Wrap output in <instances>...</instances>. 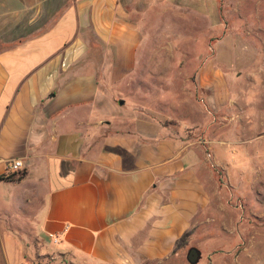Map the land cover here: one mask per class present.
Returning a JSON list of instances; mask_svg holds the SVG:
<instances>
[{
  "label": "crops",
  "instance_id": "crops-1",
  "mask_svg": "<svg viewBox=\"0 0 264 264\" xmlns=\"http://www.w3.org/2000/svg\"><path fill=\"white\" fill-rule=\"evenodd\" d=\"M129 2L72 0L47 31L0 51V220L22 217L42 245V235L61 242L60 253L77 261L168 259L220 190L233 188L242 201L264 180V105L241 91L234 99L213 70L197 73L194 88L206 96L188 100L187 117L172 111L178 125L163 123L157 103L168 100L156 94L162 97L170 68L139 62L144 33L128 20ZM246 76L264 94V66ZM120 92L126 104L116 108ZM120 111L124 129L116 133ZM15 158L26 174L2 179ZM0 235L6 263L23 264L13 228L3 224Z\"/></svg>",
  "mask_w": 264,
  "mask_h": 264
},
{
  "label": "rangeland",
  "instance_id": "rangeland-1",
  "mask_svg": "<svg viewBox=\"0 0 264 264\" xmlns=\"http://www.w3.org/2000/svg\"><path fill=\"white\" fill-rule=\"evenodd\" d=\"M71 2L0 0V51L47 31ZM189 3L198 11L187 7L182 0H179V4L162 2L151 6L137 0L127 3L128 20L140 25L144 33L136 50L139 62L147 61L151 64L147 66H154L153 62L157 61V66L170 68L164 81L162 97L160 92L156 94L160 101L166 98L168 106L155 101L159 113L162 107L163 123L177 124L178 115L175 116L172 111L178 110L180 115L187 117L188 100L201 102L202 97L206 96L203 93L199 95L194 88L197 73L204 70H213L215 79L222 82L224 88L230 89L234 99L241 97V91L244 100L257 98L259 102L256 106L261 109L264 94L252 90L246 74L264 66V0H189ZM156 22H163L164 25L155 27ZM156 52H160L158 57L161 54L162 57L158 58ZM209 93L212 94V90ZM116 104V108L126 104L122 92L116 98ZM124 114L123 111L118 114L119 124L114 129L116 133L124 129ZM211 116L220 117V114L212 108ZM192 117L198 120L202 118L199 113ZM111 130L109 128L108 132ZM181 132L190 139L197 138L202 144L209 143L199 131L181 127ZM260 145L264 146V143ZM209 151L210 148H207L206 154L211 158ZM214 170L222 184V171L217 167ZM255 188L254 193L244 196L240 201L238 193L225 186L219 195L213 197L211 209L203 213L193 227L194 233L186 247L174 248L172 255L163 261L143 260L139 264H191L187 258L191 247H197L201 253L196 264H264L262 177H259ZM242 189L247 188L242 186ZM13 211L9 210L14 215L18 213ZM22 213H26L25 210ZM29 223L22 217L17 221L0 220V226L5 224L12 227L16 238L24 245L26 261L23 264H103L74 260L60 253L64 248L61 242L56 244L43 235L42 245ZM2 237L0 235V242ZM0 264H7L1 243Z\"/></svg>",
  "mask_w": 264,
  "mask_h": 264
},
{
  "label": "trees",
  "instance_id": "trees-1",
  "mask_svg": "<svg viewBox=\"0 0 264 264\" xmlns=\"http://www.w3.org/2000/svg\"><path fill=\"white\" fill-rule=\"evenodd\" d=\"M26 174V171H22L20 174H11V175H7V176H2V179H9V180H14V179H21L22 177H24V175ZM194 233V228L189 229L187 231H185L177 240H176V246H175V250L176 249H180L183 247H186L189 243V239L191 237V235Z\"/></svg>",
  "mask_w": 264,
  "mask_h": 264
},
{
  "label": "built area",
  "instance_id": "built-area-1",
  "mask_svg": "<svg viewBox=\"0 0 264 264\" xmlns=\"http://www.w3.org/2000/svg\"><path fill=\"white\" fill-rule=\"evenodd\" d=\"M25 168V164L23 159L21 158H15L13 160H11V162L9 163L8 166V174H17L20 173L24 170ZM59 239L58 237H55V241L57 242Z\"/></svg>",
  "mask_w": 264,
  "mask_h": 264
},
{
  "label": "water",
  "instance_id": "water-1",
  "mask_svg": "<svg viewBox=\"0 0 264 264\" xmlns=\"http://www.w3.org/2000/svg\"><path fill=\"white\" fill-rule=\"evenodd\" d=\"M121 102L123 103V101ZM187 258L191 264H196L201 258L200 250L197 247H191L189 249Z\"/></svg>",
  "mask_w": 264,
  "mask_h": 264
}]
</instances>
